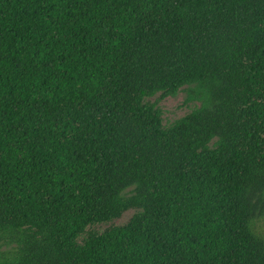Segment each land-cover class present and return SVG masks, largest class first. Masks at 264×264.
Returning <instances> with one entry per match:
<instances>
[{"label":"trees","instance_id":"16d2710c","mask_svg":"<svg viewBox=\"0 0 264 264\" xmlns=\"http://www.w3.org/2000/svg\"><path fill=\"white\" fill-rule=\"evenodd\" d=\"M182 86L202 105L163 131L140 100ZM1 244L0 264H264V0H0Z\"/></svg>","mask_w":264,"mask_h":264},{"label":"rangeland","instance_id":"374dc122","mask_svg":"<svg viewBox=\"0 0 264 264\" xmlns=\"http://www.w3.org/2000/svg\"><path fill=\"white\" fill-rule=\"evenodd\" d=\"M189 90H198L195 86H182L172 94L158 92L140 100L141 106L147 108L155 117L161 130L167 131L187 115L196 111L202 105L201 98L195 97ZM217 148V140H211L207 145L198 148V152H212ZM127 193L124 194V196ZM140 208H127L118 218L108 221H90L74 237L78 246H85L92 237L101 234L111 228L125 225L134 215L140 213ZM0 250H7L13 245H3Z\"/></svg>","mask_w":264,"mask_h":264}]
</instances>
